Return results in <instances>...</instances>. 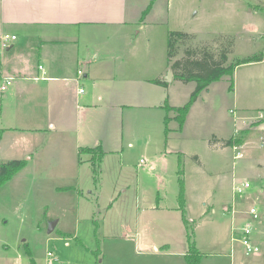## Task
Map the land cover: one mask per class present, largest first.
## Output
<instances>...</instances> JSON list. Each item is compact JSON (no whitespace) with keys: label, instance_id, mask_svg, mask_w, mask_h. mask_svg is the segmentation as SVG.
<instances>
[{"label":"rangeland","instance_id":"obj_1","mask_svg":"<svg viewBox=\"0 0 264 264\" xmlns=\"http://www.w3.org/2000/svg\"><path fill=\"white\" fill-rule=\"evenodd\" d=\"M151 1L128 0L126 23L81 24L74 40L48 38L73 52L77 81L59 82L69 92V128H48L46 116L41 128H25L36 116L17 110V83L2 92L0 77V164L26 162L0 187V264H186L183 211L201 264H226L223 204L239 201L247 189L234 188L246 181L264 184V60L204 89L183 131L173 111L166 125L163 105H184L196 82L170 80L168 39L172 31L191 36L174 59L189 47L195 58L209 50L219 59L230 40L229 60L264 57V0H154L143 19ZM84 101L92 107L80 114ZM246 127L241 145L210 148L213 134L228 139ZM98 144L101 160L81 151ZM257 236L263 255L264 225ZM239 254L256 259L243 247Z\"/></svg>","mask_w":264,"mask_h":264},{"label":"crops","instance_id":"obj_2","mask_svg":"<svg viewBox=\"0 0 264 264\" xmlns=\"http://www.w3.org/2000/svg\"><path fill=\"white\" fill-rule=\"evenodd\" d=\"M127 10L128 0H0V38L3 34H14L17 35V39L19 36L23 39L20 38L19 45L14 43L15 40L12 41L6 48V54L0 55V77L3 82L7 77H14L17 86L12 96H18L20 100L17 110H33V115L36 116L32 125L25 128H41L38 124L41 123L42 116L48 118V128H69L73 123L68 118L71 112L67 99L69 92L63 84L62 86L59 84L65 80L77 81L73 75L74 68H70V57L73 55L72 48L61 49L54 46L55 44L48 46L50 45L48 42L56 40L48 38L66 34L70 36L69 38L72 36V40H74L71 30L81 24L126 23L128 20ZM37 58L38 64L36 65L34 62ZM55 60H60V62L57 64ZM40 66L43 68L40 69ZM41 75L45 76L46 79L38 81L34 79ZM77 107L81 114L90 111L92 103L84 101ZM77 118L76 127L83 128L79 127ZM185 125L186 121L183 131L186 129ZM246 128L249 132L250 128ZM213 135L215 137L213 142L208 139L210 148L217 149L222 146V140L225 138L219 137L216 133ZM263 195L264 184L254 185L251 182L247 192L240 197L239 201L223 204L226 208L225 212L231 216L227 228L230 234V251H226L223 255L227 260L226 264H264V254H255L256 259L246 260L239 254L243 247L240 228L249 223V218L247 217V219L246 216L253 206L257 207L260 213L259 219L252 222L253 239L255 242L258 240V229L264 225ZM233 211L234 213H232ZM233 227L236 229L233 230ZM222 229L225 233V229ZM217 244L223 247L224 240L218 239Z\"/></svg>","mask_w":264,"mask_h":264},{"label":"trees","instance_id":"obj_3","mask_svg":"<svg viewBox=\"0 0 264 264\" xmlns=\"http://www.w3.org/2000/svg\"><path fill=\"white\" fill-rule=\"evenodd\" d=\"M154 0L148 4L147 8L143 11L142 18L144 19L150 12L153 6ZM191 37L189 33L182 31H172L169 34L168 39V58L171 63V69L173 71L174 78L181 79L183 81H195L196 87L191 93L189 100L182 106H172L167 101H165L163 107L167 111L165 118L166 125L171 119L169 116L170 112H174L175 119L178 121V128L183 129L186 117L192 107V105L198 99L200 93L209 87L213 82L219 81L224 76H233L235 69L246 63L258 62L264 60L261 55L248 56L242 59L229 60V54L231 53L232 41L225 47L221 49L220 58L217 59L213 53L209 50H203V55L201 58H195L196 50L192 48H186V57L183 59H174L179 53V48L182 42L186 38ZM231 49V50H230ZM234 82L231 79L230 89H233ZM166 131L168 127L166 126ZM248 131V128L241 130L240 136L235 135L231 138L222 140V146L241 144L243 135ZM215 140V137L211 139V142ZM101 145L98 144L96 147H83L81 151L87 153H93L95 156L99 155L100 160L102 159L103 152L101 151ZM25 160L23 159H12L0 164V187L8 181L18 170H20L25 165ZM182 181V180H181ZM183 182V181H182ZM183 184V183H182ZM181 203H183V193L180 196ZM182 210L183 205H182ZM183 220L185 222L186 228L188 230V241L191 243L190 250L185 254L186 264H201L202 254L196 247L194 242H191V233L189 232V223L184 216ZM32 264L36 262L32 259Z\"/></svg>","mask_w":264,"mask_h":264},{"label":"built area","instance_id":"obj_4","mask_svg":"<svg viewBox=\"0 0 264 264\" xmlns=\"http://www.w3.org/2000/svg\"><path fill=\"white\" fill-rule=\"evenodd\" d=\"M17 39V36L14 34H3L0 38V43H1V48H0V55L4 53L6 50L7 46L14 40ZM43 67L40 66V69ZM83 71L80 69L78 70V78L79 75H82ZM36 81L41 80V79H46L45 76H37L34 78ZM14 82V77H7L5 78L2 86H1V91L4 92L8 86L12 85ZM83 90H81L82 92ZM250 187L249 182H245L243 186H236L234 188V191H237L239 193H243L246 189ZM242 196V195H241ZM234 213V211L232 212ZM249 215L251 216L252 219L258 220L260 217V213L257 209V207L253 206L249 210ZM252 222L249 220V223H247L244 227H241L242 231V236H241V243L244 248V253L246 255H255L260 252V246L254 241L253 239V227H252ZM236 228L233 227V230ZM50 255V253H48Z\"/></svg>","mask_w":264,"mask_h":264},{"label":"water","instance_id":"obj_5","mask_svg":"<svg viewBox=\"0 0 264 264\" xmlns=\"http://www.w3.org/2000/svg\"><path fill=\"white\" fill-rule=\"evenodd\" d=\"M168 74H169V77H170V80H172V78H173V71H172V69H170L169 71H168ZM56 224H57V220H54V221H51L50 223H49V226H48V232H52L54 229H55V227H56Z\"/></svg>","mask_w":264,"mask_h":264}]
</instances>
